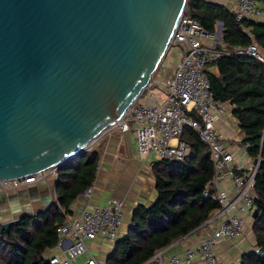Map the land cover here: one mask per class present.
Listing matches in <instances>:
<instances>
[{
  "label": "water",
  "instance_id": "95a60500",
  "mask_svg": "<svg viewBox=\"0 0 264 264\" xmlns=\"http://www.w3.org/2000/svg\"><path fill=\"white\" fill-rule=\"evenodd\" d=\"M188 1L0 0V179L59 167L118 124Z\"/></svg>",
  "mask_w": 264,
  "mask_h": 264
},
{
  "label": "trees",
  "instance_id": "16d2710c",
  "mask_svg": "<svg viewBox=\"0 0 264 264\" xmlns=\"http://www.w3.org/2000/svg\"><path fill=\"white\" fill-rule=\"evenodd\" d=\"M264 10V0H256ZM211 32L216 22L223 23L222 41L216 46L234 50L246 46L252 36L264 54V20L246 18L238 21L236 12L222 4L189 0L188 14ZM216 72L206 68L216 97L232 104L243 141L250 144L249 152L262 156L254 191L258 216L254 220L255 251L244 254L240 264H264V62L238 54L222 56L213 65ZM189 142L191 153L183 161H156L157 199L149 206L138 205L134 224L128 234L119 239L106 264H143L154 253L171 245L202 226L220 204L203 196L214 176V163L206 144L195 132ZM98 156L87 150L80 157L70 158L58 167L57 199L44 211L24 214L17 224L4 228L0 224V264H51L48 251L58 242V226L64 217L60 206L68 209L95 176Z\"/></svg>",
  "mask_w": 264,
  "mask_h": 264
},
{
  "label": "built area",
  "instance_id": "2783aa9c",
  "mask_svg": "<svg viewBox=\"0 0 264 264\" xmlns=\"http://www.w3.org/2000/svg\"><path fill=\"white\" fill-rule=\"evenodd\" d=\"M236 18L243 21L251 18L261 21L264 10L256 0H237ZM252 36L246 46H236L234 50H222L216 43L208 44L205 39L216 40V32L207 31L202 24L188 14H182L175 30L172 45H184L185 53L177 61L174 72L165 79H152L140 98L129 108L124 118L115 126L122 132L133 128L138 151L142 156L154 154L159 160L183 161L191 153L190 144L182 139L187 129H191L206 144L214 163V176L208 181L203 196L219 202L220 206L203 224L217 221L209 234L197 245L182 253L166 256L167 247L157 250L143 264H193L200 256L206 264H221L216 247L221 238L239 240L244 236L245 220L242 214L252 217L256 208L254 183L259 165L253 164L246 173H238L234 164L235 156L220 134L217 123L227 112L226 102L218 99L212 90L210 75L206 67L213 65L225 55L238 54L254 57L264 62L260 44ZM171 45V46H172ZM147 93L150 102L143 101ZM176 140V142H172ZM242 151H249L250 144L241 141ZM51 175L58 176V167L41 171L31 176L11 180L0 179V192L17 191L37 182H44ZM224 178L232 181L235 196L230 197L221 190ZM94 185H89L79 196L88 199ZM124 225L123 203L116 199L89 208L79 206L66 213L58 228V242L54 247L63 253L53 254L51 264H106L105 260L90 255L82 262L75 261L89 251V243L100 239L103 242L116 241Z\"/></svg>",
  "mask_w": 264,
  "mask_h": 264
},
{
  "label": "crops",
  "instance_id": "0c3cea01",
  "mask_svg": "<svg viewBox=\"0 0 264 264\" xmlns=\"http://www.w3.org/2000/svg\"><path fill=\"white\" fill-rule=\"evenodd\" d=\"M204 1L225 5L233 11H236L238 5L237 0ZM218 31H220L221 36H219ZM215 32L216 40L207 38L205 42L208 44L215 42L217 44L222 41L223 23L220 24V21L216 22ZM170 48L173 49L169 54L168 60L160 69L157 79L163 80L171 76L177 61L185 53L184 45H174V47ZM209 70L217 71L215 66H210ZM145 101L150 102L148 98ZM226 104L227 112L218 121L217 128L228 148L235 156L234 164L238 167L237 172L244 174L246 171L243 170H247L252 166L256 157L249 151H242L241 141H243V136L237 120L232 115V104L229 102H226ZM191 132L193 131L190 130ZM172 142L174 143L176 140ZM88 150L95 152L98 156L96 172L92 181L94 185L92 196L88 199H79L78 197L68 209L60 206V212L65 218L66 213L77 210L81 205L92 208L95 205L106 202L110 198L123 203L124 225L120 230L118 239L107 242L96 239L89 243L90 255L92 254L99 259L107 261L115 249L116 242L126 236L133 226L135 208L140 204L149 206L157 199L158 193L153 166L159 159L154 154L142 156L138 151L137 139L133 128L122 132L118 126L105 131ZM79 157L80 155L75 158L78 159ZM56 181L57 178L49 175L44 182L34 183L27 188L0 192V224L20 218L24 214H36L47 210L57 199ZM220 188L230 197L235 196L234 186L230 179L224 178L221 180ZM242 217L245 220L244 236L239 240H228L225 238L219 240L216 252L221 264H240L244 254L257 249L256 236L253 232L255 219L250 217L249 214H242ZM216 224L217 221L211 225H202L190 234L176 240L167 246L166 256H170L173 253H182L189 247L197 245L216 227ZM48 252L49 257L59 253L55 248ZM193 264L206 263L200 256H197Z\"/></svg>",
  "mask_w": 264,
  "mask_h": 264
},
{
  "label": "rangeland",
  "instance_id": "374dc122",
  "mask_svg": "<svg viewBox=\"0 0 264 264\" xmlns=\"http://www.w3.org/2000/svg\"><path fill=\"white\" fill-rule=\"evenodd\" d=\"M189 2V1H188ZM187 10H188V5H187ZM189 15H192V11L191 12H189ZM174 45H175V43L172 45L173 47H174ZM171 46V47H172ZM173 48H170L169 50H168V52L166 53V56L164 57V59H163V61H162V63H161V65H160V67L158 68V70H157V72L155 73V75H154V77H153V79H155V78H158V74H159V71H160V69L162 68V66L166 63V61L168 60V58H169V54H170V52H171V50H172ZM210 66H207L206 68H209ZM147 93L143 96V98H142V100L143 101H145V99L147 98ZM111 129V128H110ZM190 130L191 129H187L186 131H185V133L183 134V139L184 140H187V141H189V142H191L192 141V138H193V135L190 133ZM95 142V141H94ZM93 142V143H94ZM93 143H92V145H93ZM69 160V159H68ZM67 160V161H68ZM153 178H154V175H153ZM156 179V178H155ZM59 252V254L61 255V256H63V253H61L60 251H58ZM89 255H90V253H89V251H87L86 253H84L83 255H81L76 261H75V263H78V262H82V261H84L85 259H87L88 257H89Z\"/></svg>",
  "mask_w": 264,
  "mask_h": 264
}]
</instances>
